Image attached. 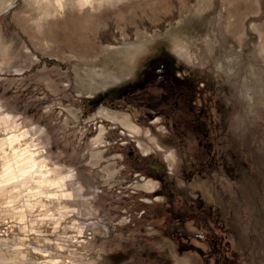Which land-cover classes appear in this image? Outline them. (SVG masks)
<instances>
[{"label": "rangeland", "instance_id": "obj_1", "mask_svg": "<svg viewBox=\"0 0 264 264\" xmlns=\"http://www.w3.org/2000/svg\"><path fill=\"white\" fill-rule=\"evenodd\" d=\"M64 10L69 18L57 19ZM84 16L86 27L73 31ZM262 30L264 0H0V264H264ZM164 41L211 74L213 116L227 128L235 173L199 166L205 151L181 127L168 136L159 117L152 128L137 112L92 111L85 101L116 88ZM79 73L101 86L79 91ZM102 107L127 113L143 135L104 120L108 144L94 164ZM193 114L206 120L198 108ZM143 150L163 156L135 155ZM160 157L178 202L201 198L180 238L188 248L156 218L167 199L152 195L162 184L147 161ZM143 177L153 191L134 185Z\"/></svg>", "mask_w": 264, "mask_h": 264}, {"label": "flooded vegetation", "instance_id": "obj_2", "mask_svg": "<svg viewBox=\"0 0 264 264\" xmlns=\"http://www.w3.org/2000/svg\"><path fill=\"white\" fill-rule=\"evenodd\" d=\"M209 75L211 74L197 72V69L192 67V64L188 63L169 42H158L149 47L131 76L116 88L91 96L90 106L94 110L95 106L105 104L131 113L137 112L140 114L138 121L146 122L152 128L153 119L159 117L168 128V136L172 135L175 126L181 127L183 134L190 136L196 146L205 151L203 154L197 153L203 156V158L200 156L199 166L211 171L235 173L233 165L229 164L228 156L233 158L237 155L226 147L227 128L218 123L213 116L218 105L212 100L210 91L213 90L210 89ZM197 108L205 117V121L193 114ZM211 130L215 131V139L211 137ZM184 140H187V137ZM135 155L163 156L157 151L145 154L140 151ZM127 156H133L132 152L130 151ZM162 160L160 157L147 161L149 166L147 173L162 184V187L152 195L167 199L164 209L156 218L160 230L168 239L176 246L183 245L188 248L190 245L180 241L181 237L172 232L176 225H184L189 216L193 218L198 216V209H193V205L201 198L192 196L188 201L178 202L177 191L168 181L167 165Z\"/></svg>", "mask_w": 264, "mask_h": 264}, {"label": "bare ground", "instance_id": "obj_3", "mask_svg": "<svg viewBox=\"0 0 264 264\" xmlns=\"http://www.w3.org/2000/svg\"><path fill=\"white\" fill-rule=\"evenodd\" d=\"M247 3V2H246ZM247 5V4H246ZM67 6V5H66ZM61 8H62V10L64 9V5H61ZM69 16V14H68V12H66V10H64V11H62V13L61 14H58V16H57V19H59V18H64V19H66V18H69L68 17ZM54 19L55 18H53V17H51L49 20H50V22L53 20L54 21ZM89 19L90 18H88V17H86V16H84V17H82L80 20H75V19H73L72 21V25H73V27H71L72 28V30L73 31H77L78 29H80V28H85L86 27V22H88L89 21ZM49 20H48V22L46 23L47 25V27L48 28H46V29H48V32L47 33H49V31L51 32V30H52V25L50 24V22H49ZM56 21V20H55ZM42 29H45V28H43L42 27ZM34 32L35 33H37V32H39V30H40V28H39V26L38 25H36L35 27H34ZM42 31H44V30H42ZM262 31H264V30H262ZM40 33V32H39ZM39 33L38 34H36V35H38V37H39ZM84 33V32H83ZM263 33V32H262ZM41 34L42 33H40V36H41ZM44 34H46V32L44 33ZM51 33H49V35H50ZM263 36V35H262ZM35 37H37V36H35ZM37 37V38H38ZM40 38V37H39ZM256 38V37H255ZM80 39V38H79ZM179 45H180V47L182 48V50L183 51H185L186 50V46H184L182 43H178ZM262 45V44H261ZM232 51H233V49H232ZM33 52V51H32ZM234 52V51H233ZM25 53V52H24ZM29 53V52H28ZM188 53V52H187ZM231 54V53H230ZM56 57V56H55ZM232 57H233V55H232ZM230 58L229 59V61L228 62H230V61H233L235 58ZM57 58V57H56ZM58 59V58H57ZM241 59V58H240ZM59 60V59H58ZM36 61V60H35ZM34 62V61H33ZM219 63H220V66L221 67H223V61L222 60H220L219 61ZM232 64V63H231ZM251 65V64H250ZM229 66H232V65H229ZM227 67V66H226ZM263 68V67H262ZM230 69H231V67H230ZM229 70V69H228ZM78 80H77V85H78V89H79V91L81 90L82 92H83V90L85 91V92H88V94H89V96L91 95V93L93 92V91H95V90H97L101 85L100 84H98V83H94V82H88V83H86L85 81H83V79H82V75L79 73L78 74V78H77ZM105 84V83H104ZM103 84V85H104ZM71 111V110H70ZM97 112V116L96 117H93V119H96L98 116H100L101 118H102V120H101V123H100V125L98 126V128H97V135L94 137V139H93V141H92V144H93V147H92V150L90 151V153H91V157H92V159H91V161H92V163H94V164H96V163H99L101 160H102V158L104 157L103 155H102V151H103V149H102V147L103 146H106L108 143L106 142L107 140V138H106V132H107V130H108V127L103 123V121L104 120H107V121H112V122H114V123H116L117 125H119L120 127H123L124 129H126V130H129V135H131V136H141V135H143V133L141 132L142 131V129L140 128V126H139V124H137L136 122H134V121H132L130 118H129V116H128V114L127 113H122L121 115H119L118 113H116V111H111L110 109H108V108H106V107H102V108H100L98 111H96ZM98 124V123H97ZM115 126V125H114ZM109 132V131H108ZM153 138V137H152ZM140 145L142 146V143H140ZM159 147H161V146H159ZM96 148H98V149H96ZM162 148V147H161ZM141 153H143V154H145V153H147V151H141ZM171 169V168H170ZM115 173H116V171L114 170V169H108V175L109 176H114L115 175ZM109 181V180H108ZM134 185L135 186H137V185H141L142 186V189H145V190H147V191H153L154 189H155V187H156V184L151 180V179H148V178H142V179H138L136 182H134ZM146 198V197H145Z\"/></svg>", "mask_w": 264, "mask_h": 264}, {"label": "trees", "instance_id": "obj_4", "mask_svg": "<svg viewBox=\"0 0 264 264\" xmlns=\"http://www.w3.org/2000/svg\"><path fill=\"white\" fill-rule=\"evenodd\" d=\"M111 90H112V88H111ZM90 100H91V98H85V101L89 104L88 106L91 109V106H90L91 105V102H90ZM96 107L97 106H95L93 109H95ZM143 116H144V114H143ZM137 121H138V119H137ZM138 122H140V121H138ZM174 228H175V230L172 233L176 232L178 234V236H180V237H185V236H188V234H189L188 230L185 228L184 225H176V227H174ZM198 249L199 250H198L197 254H199V257L200 258H203V259H207L208 257H204V255H203V252L204 251L202 250V248H198ZM214 261H215V264H219V261H218V258L217 257H214Z\"/></svg>", "mask_w": 264, "mask_h": 264}]
</instances>
